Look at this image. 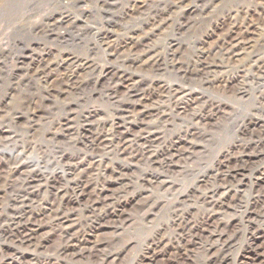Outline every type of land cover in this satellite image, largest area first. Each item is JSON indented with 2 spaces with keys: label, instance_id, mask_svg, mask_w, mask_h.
I'll return each mask as SVG.
<instances>
[{
  "label": "rangeland",
  "instance_id": "1",
  "mask_svg": "<svg viewBox=\"0 0 264 264\" xmlns=\"http://www.w3.org/2000/svg\"><path fill=\"white\" fill-rule=\"evenodd\" d=\"M79 1L0 0V6L6 3L0 10V108H3L0 111L2 117L7 114L10 117L6 124L0 126L1 130L9 132L0 134V157L13 155L12 159H15L30 143L35 146L34 152L26 150L21 156L22 161L28 159L29 162V169L24 170V175L12 182L5 184L2 181L0 184V264H13L12 255L16 251L11 241L18 218L25 211L32 212L39 205L52 202L56 192H63L66 199L73 200L71 213L77 220H81L83 226L89 224L86 216L82 217L83 211L85 212L84 201L94 191L102 171L100 169L109 163L121 165L119 163L123 162L121 160L118 163L116 158L89 148L93 137L98 136L103 128L109 130L112 119L129 103L122 79L129 75L127 73L135 72L141 76L142 87H138L139 90L165 83L181 84V77L171 67L173 52L170 51V46L174 44L181 48L178 59L184 68L187 67L197 49L208 51L214 45L221 33L220 28L215 27L216 22L219 18L226 20L228 10L233 7L228 0H197L194 4L195 13L188 15L182 10L176 11L177 15L174 17H178L175 24L166 25L155 33L154 38L149 36L155 42L156 49L167 54L163 56L162 70L144 74L139 68L126 69L129 65L123 63L125 59L119 60V63L108 57L101 39L109 42L116 38L119 40L120 37L121 40L132 33L135 38L144 37L148 33L146 21L155 15L158 5L128 16L127 9L134 0H83L82 4ZM259 2L242 0L234 10L238 7L253 10ZM258 14L261 16L255 14L254 19L252 14L249 21L253 19L255 25L263 26L264 13ZM229 24L225 23L223 29H227ZM72 56L83 64H89L91 69L82 75L84 80L75 91L65 94V83L59 82L61 79L65 80L66 58H73ZM39 68L53 73L49 87H53L55 92L56 88H60L59 97L55 92H51L50 97L44 93V83L37 76ZM232 73L236 75L235 68ZM243 77H246V86L253 87V91H249L243 98L234 97L231 93L224 95L219 88L210 90L209 95L214 102H222L226 109L207 123L200 124L197 120L181 122L169 111L171 123L157 127L160 138L155 149L159 150V159L163 158L160 150L166 148L176 137L196 131L199 136L194 143L199 148L195 151L194 159L188 164L182 161L181 167L170 174H165L159 166L128 162L130 166H125L124 172L132 186L119 196V200L122 204L141 200L146 206L138 210L130 208L128 222L118 231L107 228L100 230V240L116 239L117 243L114 247L105 248L107 256L103 262L102 259L93 258L83 259L77 264H210L211 260L216 259H226L229 264H264V135L253 134V124L248 119L249 114L257 113L258 120L264 123V112L256 111V99L264 90V81L258 87V80L253 75L246 73ZM29 112L32 115L35 112L36 117L31 120ZM64 117L71 120L68 130L60 125ZM152 120L150 121L154 123V119ZM130 127L131 135H138V130L132 125ZM13 132L18 136L17 141L4 144L13 136ZM135 145L138 147L137 143ZM241 145L249 153V158L257 157L256 162L244 168L232 160L220 169L218 163L222 162L224 156L234 146ZM80 160L102 164H98L100 168L89 178V186L86 185L83 197H79L74 188L72 181H75V177L68 176L74 165L81 163ZM185 166L187 172L182 169ZM1 167L0 174L4 177V172L8 169L4 165ZM235 167L244 168V173L236 175L231 181H224L221 175ZM217 171L218 177L215 176ZM142 178L153 180V183L142 185ZM33 180L35 183L30 185ZM162 181L168 184L161 186ZM212 190L216 192L213 201L225 204L222 210L212 214L209 223L218 232L209 241L205 238L193 241L197 245L192 243L189 246V258L185 255L187 250L174 257L178 243H182L180 227L189 236V230L213 211L214 206L208 205L210 200H203L204 195ZM18 197H25L26 202L20 204L16 200ZM55 202L58 204L55 200L52 203ZM50 237V250L44 252L20 249L21 261L30 264L48 256L55 259L54 249L59 242L55 236ZM72 237L76 239L78 236ZM256 248L260 251L257 257L253 256Z\"/></svg>",
  "mask_w": 264,
  "mask_h": 264
},
{
  "label": "bare ground",
  "instance_id": "2",
  "mask_svg": "<svg viewBox=\"0 0 264 264\" xmlns=\"http://www.w3.org/2000/svg\"><path fill=\"white\" fill-rule=\"evenodd\" d=\"M84 1L80 0L79 2L82 4ZM196 1L197 0H134V5L131 4L127 9L128 16H131L133 13H142L144 10H149L151 6L155 4L158 5L155 15L150 18V20L146 21V30L148 29V33L140 38H135V35L132 33L129 37L126 36L127 38L125 39L121 38L120 40L119 37V40L116 38V40L114 39L115 41L111 40L109 42L105 39H101L108 57L116 62L125 59L123 63L129 65L126 66V69H128L127 67L132 70L139 68L144 74L159 72V70H162L163 56H167V54L159 52V49H156L157 46H154L155 42H153L152 39L150 40L149 36L154 38L155 33L166 25L175 24L178 17H174L177 15L176 11L182 10L188 15L195 13L196 6L194 4ZM228 1L233 7L228 10L229 15L226 20L224 18H219L217 20L215 27L216 29L220 28L219 30H221V33L208 51L205 49H197L198 51L194 52L193 58L191 57L190 64L184 68L183 64L180 62L181 60L179 61L178 59V53L181 48H177L174 44L170 46V51L173 52L171 67L173 71L181 77V84L174 85L165 83L156 87H147L146 89L139 90L138 87H142L141 76L132 71L127 73L129 70L125 72L129 75L122 79V85L125 87V94L129 103L126 102L127 104L122 111L119 110L121 112L116 118L112 119L110 129L106 130L103 128L98 136L93 137L92 140L90 139V147L88 146L92 151H97L98 153L102 152L101 154L105 156L116 158L118 163L121 162V160L123 161L119 163L121 165L109 163L100 169L102 171L95 184L96 187L90 196H88V200L84 201L86 204L83 208L85 212L83 211L82 217L86 216V221L89 222V224L83 226L80 223L81 220H77L71 213V205L74 204L73 200L66 199L65 196H63V192H56L54 200L58 202V204L55 202L57 206L55 203H52L54 202L53 200L52 202L39 205V207L32 212L25 211V213H23L24 215H21L22 217H17L18 222L16 226L14 225L15 228L13 227V236L10 234V236H12V245L16 251L13 253L14 255H12L13 264H24L19 257L20 249H34V251L44 252L50 250V236H55L59 242L54 249L56 258L53 259L48 256L47 258L44 257L45 259L43 260H34L30 264H77L83 259L90 260L93 258L102 259L101 261L103 262L107 256V254H105V248L114 247L117 243L115 241L116 239L108 240L107 238H103L100 240V238H102V235L98 234L100 230L107 228L111 231H118V229L122 228L123 224L128 222L129 216L131 215L130 208L138 210L146 206V204L143 205L144 203L141 200H133L124 204L119 200V196L126 193L132 186L124 172L125 166H130L128 162H136V164L143 162V164H148L150 167L159 166L165 174H170L181 167L180 164L182 161H185L186 164L190 163L192 159H194L195 151L199 148L198 145L194 143L195 138L199 136L198 132H186L185 135L176 137L166 148L160 150L161 154H163V158L159 159V150L156 151L157 148L155 149L160 138V131L157 127L160 128L164 123L166 126L170 122L172 117H170L169 111L172 115H175V119L181 122L197 120L198 123L204 124L213 120V118L223 113L226 109V105L221 104L222 102L220 104L214 102V99L209 95L210 90L219 88L224 95L231 93L234 97L243 98L247 96L249 91L253 88L246 86V77H243L244 75L246 76V73L253 75L254 79L258 80V82L255 80L259 85L258 87H261V82L264 81V25H255L252 21L255 14L261 16L258 13H264V0H259L260 2L253 10L244 9L243 7H238V9L234 10L235 7L240 6L242 0ZM253 1L256 2V0ZM4 3L0 6V10L5 6ZM258 10L260 12H258ZM250 17L253 18L252 21H249ZM228 22L230 24L227 29H223L225 23ZM181 28L182 27H180V29ZM142 34L144 33L142 32ZM105 38L107 39V37ZM66 59V77L65 80L61 79L59 83H65V94H70L82 83L84 80L82 79V75L89 71L91 66L89 64H83L74 57ZM233 68L237 71L236 75L232 73ZM39 69L38 72L36 71L37 76L41 77L44 83V86H42L44 93H47L46 95L50 97L51 92H55L53 87H49L51 83H49V80L53 77V73L42 69L39 71ZM54 72L56 71L54 70ZM125 73L122 74V76L125 75ZM142 79L144 78L142 77ZM56 90L57 93L55 92V94L59 97L61 95L59 94L60 88H56ZM259 90L260 88H258L257 91ZM256 100H258L256 103L258 104L256 111L259 113L264 112V90L263 92L261 91L260 96H258ZM28 108H30V105ZM1 109L3 108H0V110ZM1 115L2 111H0V126L6 124L10 119V117L7 116L8 114L5 117ZM30 117L31 120L34 119L36 113L34 112L32 115L31 112ZM258 117L257 113L256 115L253 113L248 115L250 124H253V134L256 133L261 136L264 135V123H262V120H258ZM152 119H154V123ZM70 122L71 120H69L68 117H64V119L60 121L61 128L68 130ZM131 125L138 130V135H135V137L130 133ZM32 130L35 132L34 127ZM0 131H2L0 134H7L8 132L5 129H0ZM15 134L13 132V136L9 137L7 143L5 142L4 144L16 142L18 136ZM135 143L138 144V147ZM241 147L242 145L234 146L233 150L224 156L222 162L218 163V167L220 169L224 168L232 160H235V162L241 164V167L244 168L253 165L257 157L249 158V153L245 148ZM26 150L34 152L35 146L33 147L32 143H30L15 159H12L13 155L9 157H0V161L3 162H0V170L3 165L8 169L6 173L4 172V177L0 174V184L2 181L6 184L12 182L15 178H21L25 173L24 170L29 169L28 159L25 161L21 160V156H23ZM85 161H81V163L78 162V164L74 165L73 169L71 171L69 170L70 174H68L70 177H75V181L73 180L72 183L79 193V197L85 196L86 185L89 186V178L95 170L100 168L98 165L100 164L99 162L91 161L86 163ZM34 162L35 161H33V163ZM244 168L237 169L235 167L233 170L231 169L232 171L229 170L227 174H222L221 177L224 181H231L236 175L241 172L244 173ZM182 169L184 172H187V166L182 167ZM107 176L109 177L107 178ZM215 176H219L218 171ZM201 182L205 183L203 180ZM34 183L35 181L33 180L30 182V185ZM140 183L142 185L147 183L152 184L153 180L142 178ZM166 184H168L166 181H162L160 185L165 187ZM24 198L25 197H18L16 200L20 202V204H24L26 202ZM215 198L216 192H213V190L210 191L208 195H204L203 200H210V204L208 205L214 206V209L205 215L194 228L189 230V236L184 234L182 230L184 228L180 227L182 231V237L180 238L182 243L180 245L178 243L174 257L181 251L187 250L185 255L189 258V246L192 243H194V245L197 243L193 241H201V239L204 238L209 241L213 239L218 232V229L216 227L212 228L209 223L213 217L212 214L217 210H222L225 204L217 200L214 202L213 200H215ZM217 224L214 225L217 226ZM227 228L225 230H227ZM73 235H77L78 237L73 239ZM159 251L161 250L159 249ZM253 252V256H259V249L256 248ZM181 259L184 261L183 257ZM209 263L229 264L226 262V259L211 260ZM241 264L246 263L242 262ZM251 264H254V262Z\"/></svg>",
  "mask_w": 264,
  "mask_h": 264
}]
</instances>
